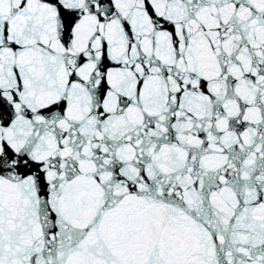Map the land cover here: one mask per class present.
<instances>
[{
	"label": "snow or ice",
	"instance_id": "6c2138e0",
	"mask_svg": "<svg viewBox=\"0 0 264 264\" xmlns=\"http://www.w3.org/2000/svg\"><path fill=\"white\" fill-rule=\"evenodd\" d=\"M0 264H264V0H0Z\"/></svg>",
	"mask_w": 264,
	"mask_h": 264
}]
</instances>
